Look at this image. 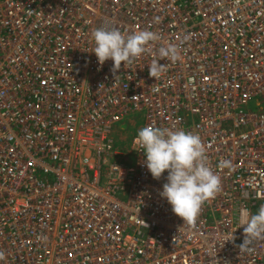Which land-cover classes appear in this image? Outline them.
I'll list each match as a JSON object with an SVG mask.
<instances>
[{
	"label": "built area",
	"instance_id": "obj_1",
	"mask_svg": "<svg viewBox=\"0 0 264 264\" xmlns=\"http://www.w3.org/2000/svg\"><path fill=\"white\" fill-rule=\"evenodd\" d=\"M97 27L161 39L113 71ZM165 43L181 58L155 79ZM135 113L200 137L221 187L193 223L137 135L117 148ZM262 204L264 0H0V264H264V240L240 247Z\"/></svg>",
	"mask_w": 264,
	"mask_h": 264
},
{
	"label": "clouds",
	"instance_id": "obj_2",
	"mask_svg": "<svg viewBox=\"0 0 264 264\" xmlns=\"http://www.w3.org/2000/svg\"><path fill=\"white\" fill-rule=\"evenodd\" d=\"M91 36L94 41L91 52L96 55L100 65L108 60L113 61V71L120 69L122 63L124 66L131 64L149 52L153 42L161 39L158 33L147 29L123 33L118 28L106 27L95 28ZM188 38L185 36L183 39ZM153 55L148 69L149 76L155 79L164 70L161 60L176 62L181 58L177 46L169 43L162 44ZM135 142L145 154L144 166L153 178L160 179L167 172V182L160 196L167 200L172 212L182 218L184 223H193L202 204L214 197L221 187V178L209 166L200 137L185 130L149 125L138 131ZM122 144L116 142V145ZM231 166L229 160H221L217 165L219 168ZM241 227L245 234L241 249L254 241L264 240V204L255 214H247Z\"/></svg>",
	"mask_w": 264,
	"mask_h": 264
},
{
	"label": "rangeland",
	"instance_id": "obj_3",
	"mask_svg": "<svg viewBox=\"0 0 264 264\" xmlns=\"http://www.w3.org/2000/svg\"><path fill=\"white\" fill-rule=\"evenodd\" d=\"M144 123V114L143 113H135L126 117L125 121L121 123L113 134V138H115L116 142H120L124 146L128 147L126 152L130 151V143L135 135L138 134L140 128H142ZM132 161V160H130ZM135 162L132 163V165ZM135 166V165H134Z\"/></svg>",
	"mask_w": 264,
	"mask_h": 264
},
{
	"label": "trees",
	"instance_id": "obj_4",
	"mask_svg": "<svg viewBox=\"0 0 264 264\" xmlns=\"http://www.w3.org/2000/svg\"><path fill=\"white\" fill-rule=\"evenodd\" d=\"M118 149H128V147L124 145H116Z\"/></svg>",
	"mask_w": 264,
	"mask_h": 264
}]
</instances>
